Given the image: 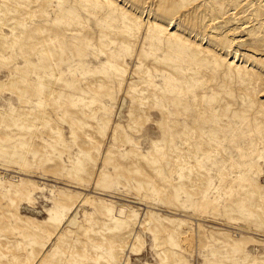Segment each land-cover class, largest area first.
Instances as JSON below:
<instances>
[{
  "label": "rangeland",
  "instance_id": "1",
  "mask_svg": "<svg viewBox=\"0 0 264 264\" xmlns=\"http://www.w3.org/2000/svg\"><path fill=\"white\" fill-rule=\"evenodd\" d=\"M262 149L264 0H0V264H264Z\"/></svg>",
  "mask_w": 264,
  "mask_h": 264
},
{
  "label": "bare ground",
  "instance_id": "2",
  "mask_svg": "<svg viewBox=\"0 0 264 264\" xmlns=\"http://www.w3.org/2000/svg\"><path fill=\"white\" fill-rule=\"evenodd\" d=\"M261 158L263 159L264 158V149H262V154H261ZM85 200H89L90 198L88 197V196H85V198H84ZM84 202V201H83ZM80 205V204H79ZM77 208H81L80 206H77ZM191 236V235H190ZM192 237V236H191ZM193 238V237H192ZM136 239H137V231L130 237V239H129V241H128V248H131L132 249V247L136 244ZM191 239V238H190ZM189 239V240H190ZM187 240V242L189 241L188 240V238L186 239ZM185 240V241H186ZM193 240V239H192ZM194 241V240H193ZM189 242H191V241H189ZM194 243V242H193ZM192 244V243H191ZM146 245H147V241H146V238H145V240H144V248L146 247ZM189 246H190V244H189ZM189 246H188V248H189ZM194 246V245H193ZM195 247V246H194ZM194 247H192V248H194ZM196 248V247H195ZM194 248V249H195ZM194 251V250H193ZM193 251H191V252H193ZM196 252V251H195ZM126 259H127V257L126 256H123L122 257V260L123 261H126ZM147 264V263H146Z\"/></svg>",
  "mask_w": 264,
  "mask_h": 264
}]
</instances>
